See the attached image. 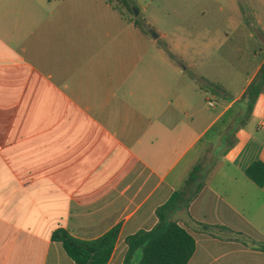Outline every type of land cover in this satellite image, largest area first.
Here are the masks:
<instances>
[{"label":"crops","instance_id":"obj_1","mask_svg":"<svg viewBox=\"0 0 264 264\" xmlns=\"http://www.w3.org/2000/svg\"><path fill=\"white\" fill-rule=\"evenodd\" d=\"M232 2L200 35L179 22L144 33L119 0H0V264H78L53 233L115 227L107 264H124L127 238L200 183L171 216L196 240L188 264H264V186L246 174L264 163V92L249 118L243 100L264 64L251 43L264 44V15ZM235 53L237 89L232 69L216 72Z\"/></svg>","mask_w":264,"mask_h":264},{"label":"trees","instance_id":"obj_2","mask_svg":"<svg viewBox=\"0 0 264 264\" xmlns=\"http://www.w3.org/2000/svg\"><path fill=\"white\" fill-rule=\"evenodd\" d=\"M119 1L127 7L130 16L134 17L133 8L137 9L136 3L129 0ZM135 26L144 33H149L140 17L135 18ZM263 92L264 64L243 96L246 118L252 114L256 102ZM202 173V164H196L190 171L185 185L201 181ZM246 174L257 185L264 186L263 162L252 163ZM201 188L202 183L190 197H186L183 191H177L164 206L158 209L157 214L160 221L156 228L129 236L127 238L129 248L124 264H132L139 249L142 250V255L137 264H188L195 253L196 240L185 227L177 221L171 220V216L178 208L188 205ZM119 232L120 228L115 227L102 237L89 241L75 238L67 230L59 229L53 233V240L61 242L68 255L78 264H107Z\"/></svg>","mask_w":264,"mask_h":264},{"label":"rangeland","instance_id":"obj_3","mask_svg":"<svg viewBox=\"0 0 264 264\" xmlns=\"http://www.w3.org/2000/svg\"><path fill=\"white\" fill-rule=\"evenodd\" d=\"M129 1L134 2L133 0ZM238 2L242 5L245 15H254V12L264 15V0H237V3ZM120 5L125 10H128L121 2ZM136 5L137 9L133 8L134 15H136L137 11L138 15H140V20L145 23V26L149 31H151V29L171 30L173 28V24L175 22H179L181 24L180 27L182 31H197L200 35H205L207 32H211L210 30L214 29L215 31V28H217L213 25L215 23L209 19L210 15H221L223 18L224 15L236 14L234 12L232 0H188V4L187 0H139V4ZM189 5L191 7L190 15H178L179 9L183 8L184 11H186L185 9ZM221 6L224 7V10L220 9ZM143 8L145 9L144 12L142 11ZM128 14L131 15L129 12ZM146 15H151L156 18L155 21H153V25L147 24V20L145 19ZM158 40L162 45H165L164 42L169 44V40ZM199 43L204 44L206 41H203V38H200ZM234 43L237 44V41L235 40L233 44ZM251 43L254 46L264 47V44L260 45L256 39H252ZM220 54L223 53L221 52ZM246 56L249 55L246 53L245 57ZM240 61H242V53H235L233 55L232 62H237V64H234L232 68H220L216 71L224 76V71L232 69V78L233 82H235L236 89L239 86L237 83L239 84V81H241L242 68L239 66ZM219 108L220 106L215 108V110H219Z\"/></svg>","mask_w":264,"mask_h":264},{"label":"built area","instance_id":"obj_4","mask_svg":"<svg viewBox=\"0 0 264 264\" xmlns=\"http://www.w3.org/2000/svg\"><path fill=\"white\" fill-rule=\"evenodd\" d=\"M210 105L212 106V105H213V103H212V102H210Z\"/></svg>","mask_w":264,"mask_h":264},{"label":"water","instance_id":"obj_5","mask_svg":"<svg viewBox=\"0 0 264 264\" xmlns=\"http://www.w3.org/2000/svg\"><path fill=\"white\" fill-rule=\"evenodd\" d=\"M138 15V12L136 11V16Z\"/></svg>","mask_w":264,"mask_h":264}]
</instances>
